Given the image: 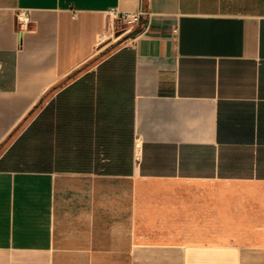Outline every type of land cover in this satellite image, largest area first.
Here are the masks:
<instances>
[{"label":"crops","instance_id":"1","mask_svg":"<svg viewBox=\"0 0 264 264\" xmlns=\"http://www.w3.org/2000/svg\"><path fill=\"white\" fill-rule=\"evenodd\" d=\"M0 64V264H264V0H0ZM149 181L228 185L235 229L163 231Z\"/></svg>","mask_w":264,"mask_h":264},{"label":"rangeland","instance_id":"2","mask_svg":"<svg viewBox=\"0 0 264 264\" xmlns=\"http://www.w3.org/2000/svg\"><path fill=\"white\" fill-rule=\"evenodd\" d=\"M123 42L124 40H118L117 46ZM145 191L147 198L142 199V205L144 204L147 210H153L148 212L145 217H149L155 223L154 218L157 217V211L154 212V210L160 207L162 217L165 216V224L162 229L165 232L173 233V228L179 227L180 236L188 238L187 229L190 218L196 214L197 237L214 238L219 235V228L223 224L221 212L223 211L226 215L227 207L229 208L228 223L232 224L229 228L235 224L230 219L235 218L236 201L232 198L236 197L237 191L228 185L149 181ZM146 204L147 206H145ZM157 230L156 227H149V231H154V233Z\"/></svg>","mask_w":264,"mask_h":264},{"label":"built area","instance_id":"3","mask_svg":"<svg viewBox=\"0 0 264 264\" xmlns=\"http://www.w3.org/2000/svg\"><path fill=\"white\" fill-rule=\"evenodd\" d=\"M105 15L108 17L110 21L111 28L115 30V28H120L123 31L127 29L128 27L138 24L141 19L144 16H147V18L150 17V13L147 11H143L142 9H137L136 11H130V12H122L117 10L116 8H110L107 11H105ZM30 24V17L28 14V11L20 9L17 11L15 15V27L18 34H21L24 32L28 25ZM123 27V28H121ZM176 29L172 30V33L175 34ZM0 70H1V64H0ZM139 160V155L134 154V161Z\"/></svg>","mask_w":264,"mask_h":264}]
</instances>
